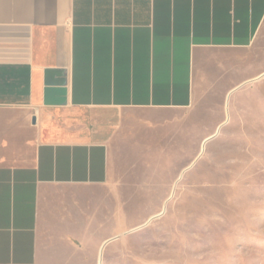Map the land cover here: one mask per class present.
<instances>
[{"label":"crops","instance_id":"1","mask_svg":"<svg viewBox=\"0 0 264 264\" xmlns=\"http://www.w3.org/2000/svg\"><path fill=\"white\" fill-rule=\"evenodd\" d=\"M262 34L264 0H0V264H109L125 193L175 191L262 94L230 56Z\"/></svg>","mask_w":264,"mask_h":264},{"label":"rangeland","instance_id":"2","mask_svg":"<svg viewBox=\"0 0 264 264\" xmlns=\"http://www.w3.org/2000/svg\"><path fill=\"white\" fill-rule=\"evenodd\" d=\"M230 56L236 86L264 72V34ZM240 101L175 191L125 193L109 264H264V79L262 94L252 82Z\"/></svg>","mask_w":264,"mask_h":264},{"label":"water","instance_id":"3","mask_svg":"<svg viewBox=\"0 0 264 264\" xmlns=\"http://www.w3.org/2000/svg\"><path fill=\"white\" fill-rule=\"evenodd\" d=\"M34 122H35V120H34Z\"/></svg>","mask_w":264,"mask_h":264}]
</instances>
